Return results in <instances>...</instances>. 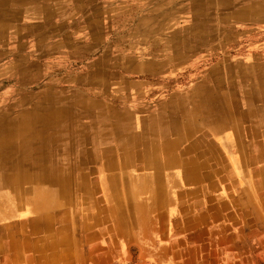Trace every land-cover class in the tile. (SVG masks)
I'll list each match as a JSON object with an SVG mask.
<instances>
[{
  "label": "rangeland",
  "instance_id": "1",
  "mask_svg": "<svg viewBox=\"0 0 264 264\" xmlns=\"http://www.w3.org/2000/svg\"><path fill=\"white\" fill-rule=\"evenodd\" d=\"M4 5L1 122H25L34 112L39 126V110L64 108V122L44 130L46 141L57 145L59 169L88 158L92 149L96 155L87 164L92 210H82L73 184L67 198L42 196L48 202L42 210L21 202L27 196L12 204L20 210L15 214L0 205V264H264V0ZM214 122L228 129L216 136ZM39 132L29 131L31 145L45 144ZM161 136L177 142L176 182H144L150 192L129 196L140 208L128 207L100 183L104 165L110 159L121 165L132 155L130 167L111 173L149 175L154 167L143 170L138 156ZM220 136L238 141L243 156L235 146L222 149ZM200 147L206 154L217 150L224 165L211 166L214 175L189 183L188 192L177 166ZM230 158L243 161L237 173L229 174L236 171ZM158 183L160 192L153 187ZM55 189L41 184L38 191ZM8 193L0 188L4 200ZM198 203L207 209L201 217ZM105 210H112L111 230ZM45 216L46 228L40 221L33 230L23 226ZM8 253L18 260L7 261Z\"/></svg>",
  "mask_w": 264,
  "mask_h": 264
},
{
  "label": "bare ground",
  "instance_id": "2",
  "mask_svg": "<svg viewBox=\"0 0 264 264\" xmlns=\"http://www.w3.org/2000/svg\"><path fill=\"white\" fill-rule=\"evenodd\" d=\"M6 1L8 0H0L1 8L5 6L4 4H6ZM4 14L5 12L3 13L0 11L1 19H2V15ZM0 26H2L0 27V29L2 28L5 30L6 28L5 25H0ZM39 112L43 114L40 125L45 124V126L42 125V127L40 125L38 126L36 118L34 116V112H32L27 117V120L25 122L23 121H17L16 123H10L9 121L1 122L0 119V128H3L2 130H4L0 132V147L1 149L3 147L5 149L8 148L12 149L11 154L7 156L6 159H5V153H2L0 151V184L5 186V184L8 183V178H4V176H12L14 172L16 176V179H12L14 182H17V184H19L20 182L28 183L27 190H25L23 194L26 193L25 196H27L28 198L26 202H28L35 210H42L46 205H48V202L46 200L39 199L38 197L40 196L37 195L43 194L44 196L52 195V196H60V197L64 195V197L67 198L68 196L67 193L69 192L68 185L70 186L71 184H73L75 185V190L71 192L76 194V199L77 198L83 199L82 203H80V205L83 208L82 210L91 209L88 207L92 206L91 205L92 203L91 204L88 203V200L92 198V195L90 194H94V193H91L92 182L89 179L91 170L89 166H87V164L93 163L95 161L93 157L96 155V151L92 149L91 154L89 155L88 158L82 159L80 162L75 163V165L73 166L62 163L59 169V165H57L56 162L58 156L57 145L54 142L50 143L49 141H46L47 135L44 134L45 132L44 130L46 128L49 129L50 128L49 126L55 125L56 122L58 124H62L64 120L68 117V115H65L64 108L53 107V106L47 107V109L39 110ZM22 118H26V116H22ZM2 119L7 120L5 116H2ZM161 127L162 129H165L164 126ZM52 129L56 130L57 128L53 126ZM212 129L216 132L215 135L217 136L220 135L221 132L226 131L228 127H225L224 123L214 122L212 124ZM37 130H40V132H42L40 134V137L41 138L43 137L45 139L44 145L34 142L31 145L30 141L28 140L27 136L29 131L32 132ZM230 131H234L235 134H237V130H230ZM219 139L221 140L222 149L228 148L229 146H235L237 148L238 155L240 156V158L241 156H243L241 144L238 141H235V145H233V143L230 142V139L227 140L224 139V141H222L223 138L221 136L219 137ZM57 141L60 142L59 140ZM28 148L30 149L28 150ZM87 149H91V148H87ZM176 149H177V142L175 139L169 140L167 136H161V139L158 142L146 144L142 148V151L139 153L138 156L139 161L145 164L144 166H142L143 170H150L154 167L153 172L150 171L147 173L149 175H144V176H132L130 174L128 175L127 173H123V174L120 173L121 174L120 178L112 174L111 173L112 170L118 169L123 171L125 170L124 168L131 166L134 159H129V158L132 157L134 158V156L128 155L127 159H125L121 165L115 164L112 161V159H110V161L104 165L105 169H107L105 171L107 173V177L106 178L102 177L100 183L105 182L106 187H108L107 189L110 190L111 193H113L112 191H114L119 196L121 194V197L123 196L125 198L124 201H126L125 202L126 205L128 202L130 205H132V200L129 197L131 193H135L137 192V190H146L150 192L151 187L144 186V182L147 183L148 181L151 180L152 181L157 180L158 182H160L162 178L163 179L168 178L169 181L172 182L176 181L175 169L172 167V161H171L172 158L175 157L176 155V151H177ZM27 151L31 153L30 156L27 154ZM192 153L194 154L195 158L194 156L185 158L177 166V167L179 166L181 167V170L179 172H181L183 180L186 181L187 183L196 182L200 178L212 177L214 174H211V166L216 167V165L218 164L224 165V162H222V159L220 157V153L217 150H211L208 154H206L203 151V148L200 147L197 148L195 152ZM47 156H51L52 159H48ZM229 161H231L230 163H234L233 165L236 166L235 168L236 171L232 170L229 174L232 173L234 174V172L237 173V168H240V164L243 161H241L240 159V161L238 162L237 159L234 158L233 159L230 158ZM157 164L161 165V168L157 167ZM41 165L43 166V169L40 170ZM6 166H8V168ZM107 166L109 168H107ZM26 167H28L27 169L29 170H27L24 173L23 170ZM173 170L174 172H172ZM41 184L42 185L47 184L49 186L55 185L56 186L55 193L50 191L47 192L38 191L39 186ZM67 187L68 189L66 190ZM153 187L155 188V190H158L157 192H160L162 190V185L160 184L159 186L156 185ZM31 193H33V196L29 199ZM36 196L37 198L35 201L34 198ZM27 198L25 197L24 199L26 200ZM40 198H42V196ZM85 200H87V202ZM13 201L14 199L12 198L9 199L6 198L4 200L0 196V205H7V204L9 205L10 202ZM129 204L127 205L128 207ZM130 207L134 209L140 208V206L138 205H132ZM118 209L119 208L117 207L112 210H118ZM74 210H78V209L74 208ZM48 223H50L49 220L45 222L44 228H46Z\"/></svg>",
  "mask_w": 264,
  "mask_h": 264
},
{
  "label": "crops",
  "instance_id": "3",
  "mask_svg": "<svg viewBox=\"0 0 264 264\" xmlns=\"http://www.w3.org/2000/svg\"><path fill=\"white\" fill-rule=\"evenodd\" d=\"M1 131H4V130H2L1 128H0V132ZM30 148H28V150H29ZM0 151L2 152V153H5V159H6V157L7 156H9L10 154H11V151H12V149L11 148H8V149H5L4 147L1 149V147H0ZM5 161H7V160H5ZM7 168H8V166H6ZM28 167H26L24 170H23V172L25 173L27 170H29V169H27ZM41 169H43V166L41 165V168H40V170ZM5 173H6V171H5ZM4 178H8V183L7 184H5V186H3V185H1L0 184V188H2V186H3V188L5 187V188H7V190H8V194H9V198H12V199H14V201L13 202H10V204L8 205L7 204V208L6 209H8V210H13V214H15L17 211H19L20 212V210H14L15 208V206H12V204H17V199H23L24 200V198H25V194L26 193H24L23 194V192L25 191V190H27V187H28V183L27 182H20L19 184H17V182H14L12 179H16V176H15V173L13 172V175L12 176H4ZM176 182V181H175ZM174 182V183H175ZM22 186V187H21ZM26 186V187H25ZM186 186L188 187V189H186L185 191H188L189 192V189L192 187V185H190L189 183H187L186 184ZM172 187V186H171ZM187 192V193H188ZM21 193V194H20ZM37 196H44V195H37ZM188 196L189 197H192L193 195H191V194H188ZM39 197V198H40ZM41 199H43V198H41ZM197 199V198H196ZM196 199H195V202H196ZM191 200H192V205L194 204V202H193V198H191ZM21 202H24V201H21ZM26 202V201H25ZM199 205H200V209H202L201 211H200V213H199V217H201V215H202V213H203V210H207L206 209V207L204 206V205H201V203H198ZM191 205V206H192ZM191 206H188L187 208H190ZM33 210V209H32ZM32 210H22V212L25 214V215H27L28 213H30V211H32ZM34 211H37V210H34ZM99 214H100V212H99ZM96 215H97V213H96ZM112 215V210H105V224H106V226L105 227H108L107 226V223H108V221H109V216H111ZM63 216H64V214H63ZM65 217V216H64ZM45 217H40L39 218V220L36 218V220H31V223H29V224H23V226L24 227H29L30 228V230H33L34 229V227H36V224H38L39 223V221L40 222H42L43 223V225L45 224V222L48 220L47 219V217L44 219ZM198 218V217H197ZM46 220V221H45ZM65 218H63V221H62V223L64 222L65 223ZM49 226V225H48ZM26 229V228H25ZM107 229H110L109 227L108 228H106V230ZM111 230V229H110ZM0 232H1V229H0ZM0 235H1V233H0ZM15 233H14V235L12 236V234L10 235L9 234V239H10V241H9V243H11V240L13 239V238H15ZM24 238V237H23ZM21 240H23L22 238H21ZM0 246H1V244H0ZM11 247H13V246H11ZM17 259V255L15 256V255H13V254H10V253H8V257H7V261H10V262H12V260L13 261H17L16 260Z\"/></svg>",
  "mask_w": 264,
  "mask_h": 264
}]
</instances>
